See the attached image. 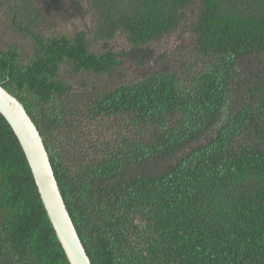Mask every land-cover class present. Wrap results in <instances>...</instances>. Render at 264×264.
<instances>
[{"label": "trees", "instance_id": "1", "mask_svg": "<svg viewBox=\"0 0 264 264\" xmlns=\"http://www.w3.org/2000/svg\"><path fill=\"white\" fill-rule=\"evenodd\" d=\"M70 2L91 17L74 36L43 27L48 1L0 0V85L40 132L91 264H264V0ZM184 26L181 52L154 62ZM118 35L129 52L108 48ZM124 59L155 67L125 81ZM0 264H69L1 114Z\"/></svg>", "mask_w": 264, "mask_h": 264}, {"label": "water", "instance_id": "2", "mask_svg": "<svg viewBox=\"0 0 264 264\" xmlns=\"http://www.w3.org/2000/svg\"><path fill=\"white\" fill-rule=\"evenodd\" d=\"M0 114L16 135L69 264H91L61 195L49 155L25 107L0 85Z\"/></svg>", "mask_w": 264, "mask_h": 264}, {"label": "rangeland", "instance_id": "3", "mask_svg": "<svg viewBox=\"0 0 264 264\" xmlns=\"http://www.w3.org/2000/svg\"><path fill=\"white\" fill-rule=\"evenodd\" d=\"M37 2H40L43 5V3H46L48 1V8L49 11L46 12L44 18H45V24L43 27L46 30L53 32L54 34H68V35H75L77 33H80L83 30H87L91 25V17L87 14L85 18L83 19L82 12L85 10L84 2H80L81 5V11L80 15L75 16L77 10H75L72 7V3L70 0H36ZM190 24V23H189ZM0 29L5 32V27L0 26ZM189 26H184L182 31L175 33L171 36H166L164 39H162L160 42L155 43L150 50H152V54L150 58L155 61H160L161 58H166V60L169 58L170 54L176 51L178 54L181 52V49L185 47L186 43L190 41V35L188 34ZM1 32V30H0ZM183 33V34H181ZM187 33V34H186ZM17 36L13 37V34L10 35L9 33L2 35V41L5 42L6 45H10ZM182 38L183 40H180ZM0 40H1V34H0ZM108 48L112 49L115 52L125 51L129 52L130 47L125 41V37L122 35H118L115 40L110 42L108 45ZM26 53L31 52V45L30 43H25L24 45ZM104 49V45L99 44L96 46V50L100 52V50ZM150 61L148 64H146L143 68H139L138 60L133 59H124L123 65L121 67V74L123 75L122 79L125 81H134L136 78L143 76L147 74L148 72L152 71V68H154V62ZM158 69V66L156 67ZM62 75L64 79L71 82V84L75 87V85H78L79 83H83V81L86 82L87 86H90L91 82H95L96 84L101 83H108V85H115L114 80H108L107 78H104L103 81H99L96 78L84 76V75H69L66 71L62 72ZM77 83V84H76Z\"/></svg>", "mask_w": 264, "mask_h": 264}]
</instances>
